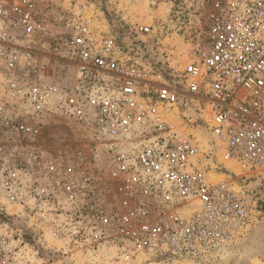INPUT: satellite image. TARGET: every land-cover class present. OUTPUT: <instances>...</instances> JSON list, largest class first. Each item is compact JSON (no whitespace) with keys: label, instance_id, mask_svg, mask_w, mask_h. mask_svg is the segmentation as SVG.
<instances>
[{"label":"built area","instance_id":"built-area-1","mask_svg":"<svg viewBox=\"0 0 264 264\" xmlns=\"http://www.w3.org/2000/svg\"><path fill=\"white\" fill-rule=\"evenodd\" d=\"M53 3L0 0L11 199L53 238L115 264H218L261 214L264 0H215L175 73L148 55L150 27L124 42L70 10L46 24ZM52 54L67 64L64 82ZM56 119L79 145L45 148L41 131Z\"/></svg>","mask_w":264,"mask_h":264},{"label":"rangeland","instance_id":"rangeland-1","mask_svg":"<svg viewBox=\"0 0 264 264\" xmlns=\"http://www.w3.org/2000/svg\"><path fill=\"white\" fill-rule=\"evenodd\" d=\"M215 0H54L53 6L44 10V16L50 24H57L64 11L70 10L80 16L90 18L94 23L117 36L124 42L136 38V30L140 26L150 27L151 37L144 42L148 55L153 58L158 68L166 71L172 69L175 73L190 54L191 48L204 35L207 25V15ZM151 38L153 41H151ZM48 60L51 64L50 73L53 78L64 82L67 77V64L59 56L52 54ZM193 121L198 117L189 111ZM196 135H206L199 131ZM41 139L45 148H51L56 138L65 140L66 146L79 145L81 136L65 121L56 119L45 125L41 131ZM21 149V148H20ZM220 154V153H219ZM225 169H222L223 172ZM3 170H1L2 172ZM0 172V264H115L107 252L96 253L82 251L70 247L64 242L53 238L36 217L26 214L19 204L11 199V194L5 188L11 179ZM16 180V179H15ZM261 199V214L253 227L249 228L245 238L229 249L219 264L233 263L237 260L240 245L251 240L258 231V226L264 224V182L259 189ZM261 264L262 257H258Z\"/></svg>","mask_w":264,"mask_h":264},{"label":"bare ground","instance_id":"bare-ground-1","mask_svg":"<svg viewBox=\"0 0 264 264\" xmlns=\"http://www.w3.org/2000/svg\"><path fill=\"white\" fill-rule=\"evenodd\" d=\"M212 177L216 178L217 176L215 174H213ZM262 235L264 236V224L263 223H262V225L258 226V231L256 234H254V237L251 240H247L246 242L242 243V245H240V248L244 247L248 243V241L255 242V241H258L259 239H261L263 241L264 238ZM256 248L258 249V251L261 252L262 250H264V245L261 246V245L257 244ZM240 253H242V254H240L236 258L237 260L242 259V261L246 262L247 264H259L258 257L253 255L252 253L251 254L246 253V255L243 254L242 251H240ZM181 264H188V263H181Z\"/></svg>","mask_w":264,"mask_h":264},{"label":"water","instance_id":"water-1","mask_svg":"<svg viewBox=\"0 0 264 264\" xmlns=\"http://www.w3.org/2000/svg\"><path fill=\"white\" fill-rule=\"evenodd\" d=\"M263 238H264V236H263ZM257 244L261 245V246L264 245V240L262 241L261 239H259L258 241H255V242L248 241V243L244 247H242L240 249V251H242L243 254H245V255H246V253H249V254L252 253L256 257H264V250H262L261 252L258 251V249L256 248ZM240 251L236 253L238 256L240 254H242V253H240ZM240 260H232V262L233 263L238 262L240 264H247L246 262L242 261V259H240ZM217 263L219 264V263H224V262L223 261H218Z\"/></svg>","mask_w":264,"mask_h":264}]
</instances>
